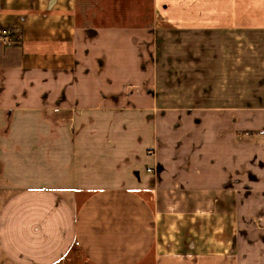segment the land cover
<instances>
[{
	"label": "crops",
	"instance_id": "obj_1",
	"mask_svg": "<svg viewBox=\"0 0 264 264\" xmlns=\"http://www.w3.org/2000/svg\"><path fill=\"white\" fill-rule=\"evenodd\" d=\"M193 1L0 0V264H264V122L216 158L141 140L139 49Z\"/></svg>",
	"mask_w": 264,
	"mask_h": 264
},
{
	"label": "rangeland",
	"instance_id": "obj_2",
	"mask_svg": "<svg viewBox=\"0 0 264 264\" xmlns=\"http://www.w3.org/2000/svg\"><path fill=\"white\" fill-rule=\"evenodd\" d=\"M184 12L194 13L186 16L188 21L181 15L167 17L186 21L187 27L193 24V28L177 30L162 15L161 30L156 32L159 41L139 49L148 56L145 66L153 76L142 85L127 88L131 94L157 100V107L145 114L148 125L141 140L152 135L155 121L159 122L156 128L161 130V142L177 140L176 149L181 151L187 140L195 143L203 139L202 147L195 143L194 152H201L203 158H216L221 140L214 136L221 128L227 134L234 132L227 125L234 112L238 113L239 133L245 140L259 132L264 122V110H260L264 108V0H194L193 7ZM124 73L132 75L131 69ZM114 75L113 86L120 79L119 73ZM104 87V83L99 85L105 94ZM233 104L241 106L240 110H222ZM86 129L83 126V133ZM114 130L119 135L116 138L127 132L121 126ZM227 134L222 135L226 138ZM145 155H153V150H145Z\"/></svg>",
	"mask_w": 264,
	"mask_h": 264
},
{
	"label": "built area",
	"instance_id": "obj_3",
	"mask_svg": "<svg viewBox=\"0 0 264 264\" xmlns=\"http://www.w3.org/2000/svg\"><path fill=\"white\" fill-rule=\"evenodd\" d=\"M147 171H148V172H152V169H148Z\"/></svg>",
	"mask_w": 264,
	"mask_h": 264
}]
</instances>
